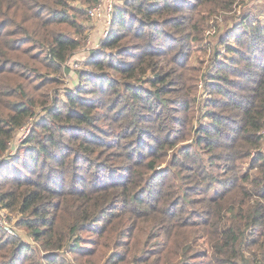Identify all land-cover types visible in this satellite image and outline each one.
<instances>
[{"label": "trees", "instance_id": "trees-1", "mask_svg": "<svg viewBox=\"0 0 264 264\" xmlns=\"http://www.w3.org/2000/svg\"><path fill=\"white\" fill-rule=\"evenodd\" d=\"M97 1L0 0V167L5 169L0 174V203L21 213L19 225L37 244L31 246L1 228L0 264H264V23L249 12L240 13L244 31L235 35V42H229L228 32L220 34L214 50L217 54L223 47L233 54L232 66L253 69L256 78L239 85L240 91H221L214 82L222 98L209 104L219 110H208L206 122L193 126V142L172 155L164 179L155 177V187L149 173L157 162L150 158L140 164L138 180L133 178L136 168L121 177L120 182L127 180L122 190L115 183L94 187L103 193L99 201L86 198L85 182L77 193L50 184L55 177L47 170H70L73 179L82 181V162L103 169L134 157L131 151L118 159L108 152L109 161L92 156L91 146L114 151L125 145L93 140L95 134L87 129L95 125V109L109 104L114 111L134 112L139 105L158 121L170 100L187 110L186 98L168 94L176 91L174 76L185 68L181 60L190 48L188 39L198 41L196 35L211 18L241 0L116 4L115 26L101 42L102 49L87 61L91 70L79 71L85 84L75 92L62 90V74L69 71L66 62L86 38L85 7ZM165 62L166 68L161 65ZM232 66L217 64L218 76L212 78L228 83L224 73L231 74ZM43 111V117L35 119ZM31 119L25 154L14 158L19 164L5 168L17 131ZM129 125L119 134L145 129L141 122ZM185 125L187 137L192 125L189 120ZM159 142L163 144L162 138ZM138 184L131 192L129 186ZM149 188L150 194L157 192L154 198L139 196ZM71 194L80 201L71 200ZM143 221L152 231L150 237L138 235Z\"/></svg>", "mask_w": 264, "mask_h": 264}, {"label": "rangeland", "instance_id": "rangeland-1", "mask_svg": "<svg viewBox=\"0 0 264 264\" xmlns=\"http://www.w3.org/2000/svg\"><path fill=\"white\" fill-rule=\"evenodd\" d=\"M124 0H98L97 2L92 3L90 6H86L84 10V23L86 24L87 33L86 38L71 58L66 62L69 71L65 74H62V85L60 86L62 90L68 89L75 92V89L78 86L85 84L86 80L79 76L80 70H91L87 61L93 58L94 54L102 49L101 42L107 38L109 30L112 26H115L112 22L114 14V6L116 4H122ZM79 4V3H77ZM91 11V13L89 12ZM249 12L250 16H258L261 23H264V0H241L239 4H236L232 10L223 11L218 17L211 18L208 22V25H205L201 33H198L199 40L188 39L190 48L187 49L182 62L185 64V68L179 69V75L174 76L175 89L176 91L170 98H186L189 101V107L185 110L182 106H179L177 102L170 100L168 102L169 107L164 108L165 115L160 117V121L154 119V113L148 112L144 107L136 105L134 107V112H124L120 108L115 111L112 110V107L107 104L106 107L97 108L92 112L94 126H89L87 131L89 134H95L93 140L99 141H119L124 146L117 147L114 151L109 148H106L103 145H94L91 146V154L94 158L108 160L109 154L114 159L128 157V152H134V157L129 159V162H122L119 160L117 163H109L111 168H97L92 163L82 162L80 165V170L78 171L79 176L82 178L73 179L72 173L70 170H65L61 172L58 169L52 171L47 170L52 174V177H55L54 182L50 184L53 186L64 185L66 187H71L73 193H77L78 190L83 188L86 190V198L99 201L103 193L96 192L94 187H99L100 185H110L115 183L117 185V190L120 191L126 184L127 180H122L121 177L128 176L132 174L133 169L136 168V173L133 172V178L138 180L141 175L140 164L142 162L148 161L149 158L157 162L156 169L151 170L149 173L150 183H154L153 187L157 184V179L155 177L163 178L167 174L165 168L169 167V159L173 154L177 153L180 149L184 148L187 144H191L195 137L193 126L198 125L200 122L204 123L207 120V111L213 110L209 102L213 99H221V91L223 90H237L238 86L241 87L244 84H248V80L252 77L256 78V71L243 67L240 65L232 66L229 58L233 56L229 52H226L223 47L220 46L219 53H215L214 47L220 34L229 33V42H235L236 36L242 34L244 31L243 27L240 25L241 16L240 13ZM227 19V20H225ZM108 31V33H107ZM228 32V33H227ZM161 38L165 40H173L170 36L161 35ZM261 52V47L256 49V53ZM264 60V59H263ZM231 64L234 68L232 73H224L228 78V83H222L219 79L212 78L213 74L218 76L217 64L219 63ZM166 68L168 64L165 62L161 64ZM224 65H221L220 69L223 70ZM224 72V71H222ZM149 75V73H148ZM146 75V76H148ZM145 76V78H146ZM89 82V81H88ZM140 80H137L135 83H140ZM214 82H218L221 91H218L217 85ZM144 84V83H143ZM122 97L126 99L128 97L127 93L122 89ZM98 97V96H97ZM153 108L158 109L159 105L152 101ZM216 110H219L216 108ZM124 112V113H123ZM44 111L37 114V118L40 119L43 117ZM166 116V117H165ZM185 119L186 121H180L179 118ZM33 119L28 121L27 125L20 128L12 143L11 150L9 155L4 159L6 164L5 168L11 169V165L19 164L20 162L17 159H14L17 156L23 157L25 151H23V146H26V138L30 126L33 124ZM141 120V121H139ZM178 120V121H177ZM191 122L192 129L190 135L184 137L183 129L185 128V123L187 121ZM134 121L135 123H140L145 128L139 133L132 132L125 137L119 133L127 132L130 128L129 122ZM138 121V122H137ZM147 125V127H145ZM158 127L160 129H158ZM85 129V130H86ZM146 130V133H145ZM131 133V131H129ZM263 141H264V128L262 131ZM162 138V145L159 140ZM176 140V144L171 145V140ZM264 149V142H263ZM105 150V151H104ZM20 154V155H19ZM205 156V155H204ZM82 160V159H81ZM109 161V160H108ZM11 162V163H10ZM9 163V164H8ZM135 164V165H134ZM132 166V170H131ZM40 169V168H39ZM3 168L0 167V174L4 173ZM159 171V174L156 172ZM2 171V172H1ZM7 171V170H6ZM10 171V170H9ZM125 179V178H123ZM97 180V181H95ZM58 182L55 183V182ZM139 185L129 186L131 192L137 191ZM74 190L76 192H74ZM149 189L143 190L139 193L140 197L145 199H152L157 192L152 194L149 193ZM71 200L80 201L76 198L75 195H68ZM21 213L17 209H8L0 203V229L3 228L6 231L14 232L22 241L30 243L31 246H37L35 241L32 239L26 230L23 228V225H19ZM132 220V219H131ZM135 220H137L135 218ZM102 223V219L99 221ZM147 221H143L138 224V235L141 238H146L148 235L151 236L152 231H149V228L145 226ZM2 230H0V236H3ZM7 234V233H6ZM89 235L88 233H84ZM163 237V235L161 236ZM150 243V242H149ZM66 256L71 259V254H66Z\"/></svg>", "mask_w": 264, "mask_h": 264}, {"label": "built area", "instance_id": "built-area-1", "mask_svg": "<svg viewBox=\"0 0 264 264\" xmlns=\"http://www.w3.org/2000/svg\"><path fill=\"white\" fill-rule=\"evenodd\" d=\"M89 12L91 13V11L89 10ZM107 33H108V31H107Z\"/></svg>", "mask_w": 264, "mask_h": 264}]
</instances>
